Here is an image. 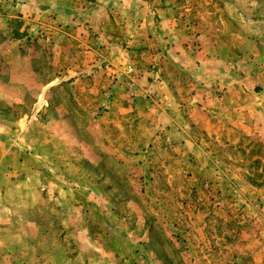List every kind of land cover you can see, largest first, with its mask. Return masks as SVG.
<instances>
[{
  "label": "rangeland",
  "instance_id": "374dc122",
  "mask_svg": "<svg viewBox=\"0 0 264 264\" xmlns=\"http://www.w3.org/2000/svg\"><path fill=\"white\" fill-rule=\"evenodd\" d=\"M0 264H264V0H0Z\"/></svg>",
  "mask_w": 264,
  "mask_h": 264
}]
</instances>
